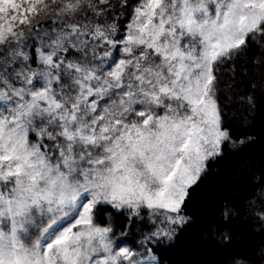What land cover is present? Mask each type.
I'll use <instances>...</instances> for the list:
<instances>
[{"label":"snow or ice","instance_id":"obj_1","mask_svg":"<svg viewBox=\"0 0 264 264\" xmlns=\"http://www.w3.org/2000/svg\"><path fill=\"white\" fill-rule=\"evenodd\" d=\"M258 36L264 0H0V264H143L98 206L187 222L233 143L218 66Z\"/></svg>","mask_w":264,"mask_h":264},{"label":"trees","instance_id":"obj_2","mask_svg":"<svg viewBox=\"0 0 264 264\" xmlns=\"http://www.w3.org/2000/svg\"><path fill=\"white\" fill-rule=\"evenodd\" d=\"M130 15L117 21L118 38ZM38 20L33 31H59L62 22L56 15ZM21 27L27 38L29 26ZM29 54H34L31 48ZM216 75L222 127L230 130L233 143L222 146L223 154L207 162V171L189 189L182 206L187 222L159 239L152 234L169 228L164 216L141 209L137 217L128 209L98 206L97 222L113 228L118 246L141 253L151 248L158 264H264V221L259 219L264 215V37L220 64ZM245 138L250 139L237 142Z\"/></svg>","mask_w":264,"mask_h":264},{"label":"rangeland","instance_id":"obj_3","mask_svg":"<svg viewBox=\"0 0 264 264\" xmlns=\"http://www.w3.org/2000/svg\"><path fill=\"white\" fill-rule=\"evenodd\" d=\"M129 211H131V210H129ZM161 211H164V210H161ZM176 225H182V224H169V228L167 227V228L163 229V231H168L169 229H171L173 231V229L176 227ZM161 230H159V231H161ZM172 231H171V233H172ZM156 237L161 239L164 236L161 235V236H156ZM117 242H118L117 239L114 237V243L116 246H118ZM118 247H121V246H118ZM137 252L139 253V259H141L143 261V264H158L157 256L155 253H153L151 248H148V250H142V253H141V251H137ZM151 258H154V259H151Z\"/></svg>","mask_w":264,"mask_h":264}]
</instances>
